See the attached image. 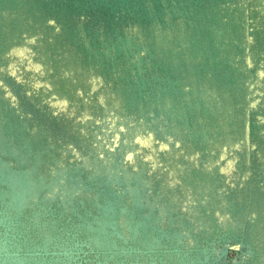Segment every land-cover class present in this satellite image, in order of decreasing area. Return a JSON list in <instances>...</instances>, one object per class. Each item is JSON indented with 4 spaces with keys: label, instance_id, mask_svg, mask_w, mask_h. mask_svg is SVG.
<instances>
[{
    "label": "water",
    "instance_id": "obj_1",
    "mask_svg": "<svg viewBox=\"0 0 264 264\" xmlns=\"http://www.w3.org/2000/svg\"><path fill=\"white\" fill-rule=\"evenodd\" d=\"M0 264H264V0H0Z\"/></svg>",
    "mask_w": 264,
    "mask_h": 264
},
{
    "label": "rangeland",
    "instance_id": "obj_2",
    "mask_svg": "<svg viewBox=\"0 0 264 264\" xmlns=\"http://www.w3.org/2000/svg\"><path fill=\"white\" fill-rule=\"evenodd\" d=\"M232 253H229V255H231Z\"/></svg>",
    "mask_w": 264,
    "mask_h": 264
}]
</instances>
